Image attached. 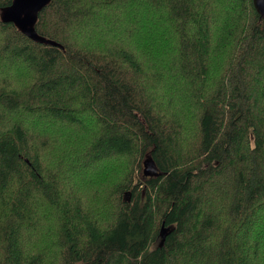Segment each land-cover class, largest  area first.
<instances>
[{
    "label": "trees",
    "instance_id": "1",
    "mask_svg": "<svg viewBox=\"0 0 264 264\" xmlns=\"http://www.w3.org/2000/svg\"><path fill=\"white\" fill-rule=\"evenodd\" d=\"M35 30L63 48L0 19V264H264L253 0H51Z\"/></svg>",
    "mask_w": 264,
    "mask_h": 264
},
{
    "label": "water",
    "instance_id": "2",
    "mask_svg": "<svg viewBox=\"0 0 264 264\" xmlns=\"http://www.w3.org/2000/svg\"><path fill=\"white\" fill-rule=\"evenodd\" d=\"M50 1L51 0H12L10 5L1 9L0 19L3 23H12L23 35L36 43L63 48L60 44L38 35L35 30L38 14ZM253 3L257 12L264 18V0H253ZM125 199L129 201V198L125 197ZM168 233V229L162 225L159 232L161 237L159 246L164 244Z\"/></svg>",
    "mask_w": 264,
    "mask_h": 264
},
{
    "label": "rangeland",
    "instance_id": "3",
    "mask_svg": "<svg viewBox=\"0 0 264 264\" xmlns=\"http://www.w3.org/2000/svg\"><path fill=\"white\" fill-rule=\"evenodd\" d=\"M145 32V31H144ZM143 32V33H144ZM157 32V31H156ZM158 37V35H154V38L156 40V38ZM139 45H141L140 43H138L137 41H130V42H125L122 47H126L127 50H129L130 52L136 54V58L138 57V59H140V51L138 50V47ZM158 45H160V47L162 48V44L161 43H158L157 41H155V46H154V52L156 54V56L159 58L162 56L161 52H158L157 49H158ZM143 46V45H142ZM145 47V46H144ZM147 48V47H146ZM141 60V59H140ZM220 71H219V68L217 67V69H214V72L212 74V78H214L215 76H217V78L219 77V74ZM216 78V79H217ZM45 127H43L40 131V133L43 135H50L52 134L54 131L58 130L59 128H62L64 127L65 125H60V124H46V125H43ZM151 169V168H150ZM152 170V169H151ZM86 197L89 199L92 197V193L90 191H87L86 192ZM34 241V240H33ZM32 241V242H33Z\"/></svg>",
    "mask_w": 264,
    "mask_h": 264
}]
</instances>
